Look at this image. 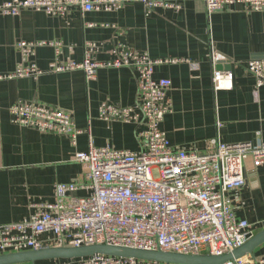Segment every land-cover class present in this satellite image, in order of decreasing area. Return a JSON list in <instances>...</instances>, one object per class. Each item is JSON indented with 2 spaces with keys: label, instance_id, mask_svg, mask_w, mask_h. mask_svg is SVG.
<instances>
[{
  "label": "crops",
  "instance_id": "0c3cea01",
  "mask_svg": "<svg viewBox=\"0 0 264 264\" xmlns=\"http://www.w3.org/2000/svg\"><path fill=\"white\" fill-rule=\"evenodd\" d=\"M179 4L177 11L157 8L146 13L142 4L130 2L112 12L73 10L65 18L30 10L0 14V76L21 63L18 43H43L31 58L43 71L40 77L0 81V226L29 218L34 205L53 202L57 184L83 181L86 171L74 160L77 152H86L90 145L141 150L134 123L103 119L99 113L102 105L136 106L137 85L130 69L102 68L93 81H86L80 70L53 71L58 63H80L86 43L97 45L92 58L98 62L115 60L122 48L151 59L184 60L154 71L155 79L171 81L167 96L172 111L160 129L173 147L205 154L214 151L215 143L264 145V84L256 87V78L246 69L250 61L264 60V13L232 6L208 16L203 0ZM56 43L58 51L52 45ZM214 54L223 59L216 69L231 75L219 90L212 83ZM16 103L68 112L82 131L76 144L65 135L12 123L9 109ZM244 178V186L231 193L233 211L257 234L264 228V167L254 168L247 160ZM261 256L264 244L250 257Z\"/></svg>",
  "mask_w": 264,
  "mask_h": 264
},
{
  "label": "built area",
  "instance_id": "2783aa9c",
  "mask_svg": "<svg viewBox=\"0 0 264 264\" xmlns=\"http://www.w3.org/2000/svg\"><path fill=\"white\" fill-rule=\"evenodd\" d=\"M182 0H11L0 4V14L17 16L21 11L43 12L65 18L73 10L112 12L130 2L143 5L146 13L157 8L179 10ZM208 16L232 6L264 13V0H203ZM18 43L21 63L0 81L38 78L43 74L31 61L36 46ZM45 44V43H44ZM59 49V45L52 44ZM98 47L86 43L80 63H58L55 73L80 70L86 81H93L102 68H127L135 74L136 106L118 109L100 107L103 119H121L138 129L141 150L132 153L110 147L89 146L77 152L74 160L85 168L84 180L57 184L54 200L33 206L29 218L0 226V255L38 251L52 247L79 248L107 245L180 255L230 253L243 246L255 234L246 220L237 219L231 193L244 186L245 162L264 167V145L215 143L212 152L198 154L173 147L160 129L171 113L168 99L171 81L155 79V68L183 62L179 59H151L146 53L122 48L113 61L92 58ZM223 59L211 58L215 90L231 75L216 69ZM192 70L198 66L192 61ZM246 69L256 78V87L264 84V60L250 61ZM12 123L44 133L65 135L73 145L82 133L72 116L63 110L39 103H16L9 109ZM156 173L155 174L153 173ZM82 192L83 195H77ZM53 264H160L133 258L93 255ZM225 264H264V256H250Z\"/></svg>",
  "mask_w": 264,
  "mask_h": 264
},
{
  "label": "water",
  "instance_id": "95a60500",
  "mask_svg": "<svg viewBox=\"0 0 264 264\" xmlns=\"http://www.w3.org/2000/svg\"><path fill=\"white\" fill-rule=\"evenodd\" d=\"M264 244V228L252 236L243 246L220 256L180 255L159 251H144L107 245L83 246L79 248L52 247L38 251H25L0 255V264H35L42 261L70 260L75 258L104 255L110 257L133 258L160 264H225L239 258L251 256Z\"/></svg>",
  "mask_w": 264,
  "mask_h": 264
},
{
  "label": "rangeland",
  "instance_id": "374dc122",
  "mask_svg": "<svg viewBox=\"0 0 264 264\" xmlns=\"http://www.w3.org/2000/svg\"><path fill=\"white\" fill-rule=\"evenodd\" d=\"M153 174H155V176H156V173L155 172Z\"/></svg>",
  "mask_w": 264,
  "mask_h": 264
}]
</instances>
